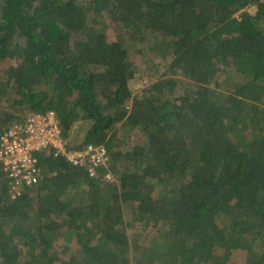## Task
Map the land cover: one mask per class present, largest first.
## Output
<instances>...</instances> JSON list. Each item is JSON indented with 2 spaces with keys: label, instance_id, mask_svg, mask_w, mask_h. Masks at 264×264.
<instances>
[{
  "label": "trees",
  "instance_id": "trees-1",
  "mask_svg": "<svg viewBox=\"0 0 264 264\" xmlns=\"http://www.w3.org/2000/svg\"><path fill=\"white\" fill-rule=\"evenodd\" d=\"M52 111L107 165L0 164V264H264V0H0V139Z\"/></svg>",
  "mask_w": 264,
  "mask_h": 264
},
{
  "label": "built area",
  "instance_id": "built-area-1",
  "mask_svg": "<svg viewBox=\"0 0 264 264\" xmlns=\"http://www.w3.org/2000/svg\"><path fill=\"white\" fill-rule=\"evenodd\" d=\"M45 151L65 157L72 165L99 166L108 162L107 152L101 146L90 144L85 149L69 150L55 112L31 113L23 122L12 123L0 139V164L10 180L12 198L41 182L39 155Z\"/></svg>",
  "mask_w": 264,
  "mask_h": 264
},
{
  "label": "rangeland",
  "instance_id": "rangeland-1",
  "mask_svg": "<svg viewBox=\"0 0 264 264\" xmlns=\"http://www.w3.org/2000/svg\"><path fill=\"white\" fill-rule=\"evenodd\" d=\"M251 12H254V9H250ZM146 84V80H142L139 82H133L131 84L132 90L134 92H136L137 90H139L141 87H144V85Z\"/></svg>",
  "mask_w": 264,
  "mask_h": 264
}]
</instances>
